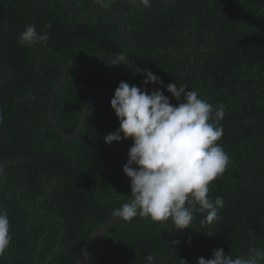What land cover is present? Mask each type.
<instances>
[{"label":"trees","instance_id":"1","mask_svg":"<svg viewBox=\"0 0 264 264\" xmlns=\"http://www.w3.org/2000/svg\"><path fill=\"white\" fill-rule=\"evenodd\" d=\"M0 0V264H264V0ZM64 228V229H62Z\"/></svg>","mask_w":264,"mask_h":264},{"label":"water","instance_id":"2","mask_svg":"<svg viewBox=\"0 0 264 264\" xmlns=\"http://www.w3.org/2000/svg\"><path fill=\"white\" fill-rule=\"evenodd\" d=\"M65 6L67 7V9L72 13L77 15L74 10L72 9L71 5L69 4L68 0H63ZM102 13H106L112 17H114L115 19H117L118 21L122 22L124 24V32L122 33V37H121V41H120V45L117 49H115L114 53L112 54L111 57H106V56H101V55H97L95 57H93L92 59H90L89 61L86 62H82V63H70V64H66L63 66V70H62V76L60 78V80L58 81V83L55 85L51 96H50V102H49V117L51 122L53 123L54 127L56 128V130L59 132V134L64 137L65 139H71L73 137H75L79 131L82 129V127L84 126L85 120H86V114H87V110L91 104V102L93 101V99L100 93H104V92H110V93H115L117 95H119L122 100L125 102V104L127 105V107L131 110V112L133 113V115L140 121V123L151 133H153L154 135L163 138V139H178V140H183L186 141L192 151L190 156L184 160L181 164H179L177 167H175L173 170H171L170 172H168L167 174L163 175L161 178L149 183L148 185L144 186L143 188H141L139 191H137L130 199L129 201L121 208L120 211H118L116 214H113L110 218H108L104 223H102L94 232L93 234L90 236V238L88 239V241L86 242V245L78 259L77 264H89L91 257L95 251V249L97 248V245L101 239V237L104 235V233L116 222H118L120 219H122L132 208H134V206L138 203V201H140V199L142 197H144L146 194H148L149 192L153 191L154 189L159 188L160 186H162L163 184H166L167 182H169L170 180L174 179L175 177H178L180 174H182L199 156L200 152L202 151V147L199 143V140L197 139V137L195 136V134L193 133V129L200 123L202 122L212 111L213 109L211 108L206 114L202 115L200 118H198L197 120L193 121L192 123H190L185 129H183L182 131L172 134V135H167L164 134L158 130H156L155 128H153L146 120L145 118L134 108V106L131 104V102L129 101V99L126 97V95L118 90V89H114V88H101L96 90L95 92H93L88 99L85 102L84 108H83V112L81 114V118L79 121L78 126L76 127L75 131L72 133H66L62 130V128L60 127V125L58 124L56 118L54 117L53 114V108H54V101H55V96L57 94V91L59 90V88L62 86V84L64 83V81L66 80L67 76H68V71L70 68H78V67H82L85 66L87 64H89L94 58H101V59H105V60H112L118 53L119 49L122 47V44L124 43L125 39H126V25H125V21L120 18L119 16H117L116 14L109 12V11H105ZM64 229V228H62Z\"/></svg>","mask_w":264,"mask_h":264},{"label":"rangeland","instance_id":"3","mask_svg":"<svg viewBox=\"0 0 264 264\" xmlns=\"http://www.w3.org/2000/svg\"><path fill=\"white\" fill-rule=\"evenodd\" d=\"M99 89H101V88H99ZM97 90H98V89H97ZM95 91H96V90H95ZM95 91H94V92H95ZM87 99H88V98H87Z\"/></svg>","mask_w":264,"mask_h":264}]
</instances>
